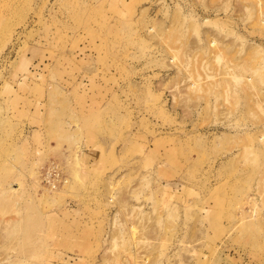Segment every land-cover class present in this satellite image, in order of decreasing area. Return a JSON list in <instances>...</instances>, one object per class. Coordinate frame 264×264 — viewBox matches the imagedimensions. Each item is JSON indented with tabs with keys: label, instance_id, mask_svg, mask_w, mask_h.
<instances>
[{
	"label": "rangeland",
	"instance_id": "1",
	"mask_svg": "<svg viewBox=\"0 0 264 264\" xmlns=\"http://www.w3.org/2000/svg\"><path fill=\"white\" fill-rule=\"evenodd\" d=\"M0 264H264V0H0Z\"/></svg>",
	"mask_w": 264,
	"mask_h": 264
},
{
	"label": "built area",
	"instance_id": "2",
	"mask_svg": "<svg viewBox=\"0 0 264 264\" xmlns=\"http://www.w3.org/2000/svg\"><path fill=\"white\" fill-rule=\"evenodd\" d=\"M56 168L55 166L51 167L44 173V179L47 181L48 187L52 189L57 188L60 184V174Z\"/></svg>",
	"mask_w": 264,
	"mask_h": 264
}]
</instances>
